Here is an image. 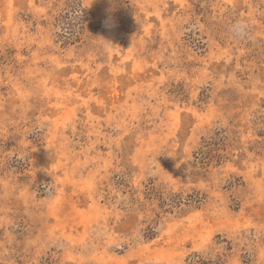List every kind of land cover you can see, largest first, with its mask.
<instances>
[{"label":"rangeland","instance_id":"obj_1","mask_svg":"<svg viewBox=\"0 0 264 264\" xmlns=\"http://www.w3.org/2000/svg\"><path fill=\"white\" fill-rule=\"evenodd\" d=\"M216 263L264 264V0H0V264Z\"/></svg>","mask_w":264,"mask_h":264},{"label":"clouds","instance_id":"obj_2","mask_svg":"<svg viewBox=\"0 0 264 264\" xmlns=\"http://www.w3.org/2000/svg\"><path fill=\"white\" fill-rule=\"evenodd\" d=\"M229 31L237 38H245L248 34V24L242 20H237L229 26Z\"/></svg>","mask_w":264,"mask_h":264},{"label":"trees","instance_id":"obj_3","mask_svg":"<svg viewBox=\"0 0 264 264\" xmlns=\"http://www.w3.org/2000/svg\"><path fill=\"white\" fill-rule=\"evenodd\" d=\"M216 264H220V263H216Z\"/></svg>","mask_w":264,"mask_h":264}]
</instances>
